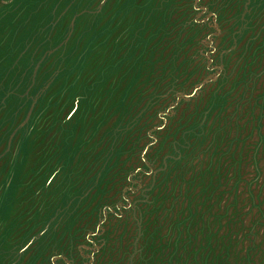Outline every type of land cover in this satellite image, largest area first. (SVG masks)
<instances>
[{"label": "rangeland", "instance_id": "obj_1", "mask_svg": "<svg viewBox=\"0 0 264 264\" xmlns=\"http://www.w3.org/2000/svg\"><path fill=\"white\" fill-rule=\"evenodd\" d=\"M0 264H264V0H0Z\"/></svg>", "mask_w": 264, "mask_h": 264}]
</instances>
